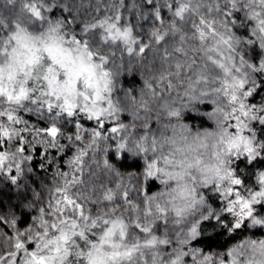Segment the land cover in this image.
Wrapping results in <instances>:
<instances>
[{
  "label": "clouds",
  "instance_id": "clouds-1",
  "mask_svg": "<svg viewBox=\"0 0 264 264\" xmlns=\"http://www.w3.org/2000/svg\"><path fill=\"white\" fill-rule=\"evenodd\" d=\"M220 2L222 3L223 0ZM14 3L16 0H4V7H11ZM196 3L197 0H192L193 5ZM239 4L243 6L239 8V12L246 18L244 23L252 21L250 32L254 40H248L235 33L234 27L243 25L228 23L223 16L211 17L215 21L218 35L209 38L207 47L212 49L211 54L218 56L227 69V71L213 74L215 75L214 83L210 82L207 85L201 83L190 90L185 84L179 96L152 98L148 85L152 84L153 80H159L163 73L170 70L167 64H162V71L151 73L144 81L148 90L146 106L151 112L156 110L163 112L171 134L166 138L156 140L155 144L156 158L164 169L158 179L159 190L143 198V208H140V201L135 203L142 212L151 208L153 214H156L158 208L165 209L167 216L179 229L171 237L167 235L164 238L157 237L156 246L158 247L146 249L141 246L138 248L137 254L146 264L148 253L153 255L152 264H226L225 257L231 258V264L233 260L235 264H264V238L234 241L223 250L222 255L211 254L210 260L202 258L209 253L196 243L203 234L219 228V223L210 222L217 221L218 217L224 215L223 208L218 209L209 203L205 190H215L216 185H220V191L227 190L231 180L229 172L237 174V161L247 158L244 151L245 143L241 137H249L253 123L256 122L252 120L253 109L249 107L251 105L248 102L249 97H245L243 89L234 85L237 79H244L247 86L251 81H255L257 73H262L252 71L249 67L252 63L248 59H245L244 64H240L236 58L242 55V50H246V45L254 43L264 51V47H260L264 44V0H239ZM66 5H69L68 2L59 4V0L54 3V7L64 8ZM77 20L78 18L75 21ZM8 22V17L0 19V23ZM11 23H20L22 30L14 39L11 38L10 30H0V89L3 90L0 92V108L14 112L15 115L21 111L46 107L48 101L53 104V111L60 115L64 114L63 106L66 101L79 113V109L83 108L86 103L85 93L89 97L97 98L96 107L111 100L118 110L112 97L118 90H121L123 77L132 76L137 71L142 74V67H146L139 55L129 56L125 46L117 49L115 46L102 45L89 40L88 47L85 49L82 43L77 44L75 41H83L87 37L81 29L77 32L66 23L63 16L57 15L50 19L45 17V20L39 24L35 19L25 21L23 17H18L11 20ZM171 23L174 21L170 20L157 28L161 34L166 33L163 43L169 44V53L174 54L171 45L178 42L180 35L187 36L189 33L186 22L180 25V31L175 33L169 27ZM133 36L139 39L134 33ZM150 50L153 53H159L161 46L153 41ZM89 52L92 53L91 58L88 56ZM100 55L106 57V62L100 61ZM207 55L209 53L206 48L201 56ZM121 57H127V62ZM261 61H264V57ZM104 73H107V76ZM44 77L47 79L45 80ZM86 81L89 82L87 88H85ZM185 90L189 92L187 96L184 95ZM40 91H44L46 95H39ZM202 91L206 94H202ZM9 95L12 96L11 100L8 99ZM233 95L237 97L235 102L231 100ZM133 100L138 110L141 111L145 104L139 100ZM87 103L89 107L93 106L92 101ZM206 103L211 104L213 110L200 112L197 105ZM241 104L248 110L249 115L246 118L241 116ZM256 107L260 109V106ZM169 110H174L179 114L169 116L167 114ZM186 111L203 114L202 116H206L212 127L198 128L194 131L190 124L184 122ZM255 114L259 119L260 111ZM234 115L241 117L239 130H237ZM249 138L254 144H264L258 136ZM102 145L104 146V142H101L100 146ZM129 153L134 154L135 150L129 149ZM258 158L264 159L262 153L257 152L256 158L252 161ZM103 159L102 162L100 161L102 167H104ZM166 160L171 162L166 163ZM261 175H264V167H256L252 174V184L247 188L252 191L264 188V184L260 182ZM124 179L127 181V176L124 175ZM103 185L104 187H100L97 195H91L90 191L88 194H79V198L92 203L102 201L101 193L107 184ZM162 188L166 190L162 191ZM95 204L96 210L91 211L86 203L85 214L96 220V227H102L104 220H108L113 230L108 233L103 242L101 239L99 243L93 242L98 245V249L92 250L91 264H114L112 259L114 250L110 245L112 243L126 244L125 240H121V232L123 231L125 236L131 227L122 219L126 215L127 206L121 204L113 210L112 207L105 209L102 202ZM254 214L257 218H264V212H261L258 206ZM233 219L234 217L230 222ZM113 221H116L115 225L112 224ZM79 224L81 230L91 233L93 228L89 221L79 220ZM245 225L253 232L257 229H264V225L253 224L250 219L245 222ZM193 227L197 229L195 234L192 233ZM114 232L119 238L115 242H113ZM160 240L168 241V243L160 244ZM162 246H167V253L160 254ZM192 257H195V260ZM83 260L84 264H89L87 256Z\"/></svg>",
  "mask_w": 264,
  "mask_h": 264
},
{
  "label": "snow or ice",
  "instance_id": "snow-or-ice-1",
  "mask_svg": "<svg viewBox=\"0 0 264 264\" xmlns=\"http://www.w3.org/2000/svg\"><path fill=\"white\" fill-rule=\"evenodd\" d=\"M146 3L155 7L154 0H146ZM54 7L53 4L46 3V0H24L22 4L21 11L23 12V18L25 21L30 20H40L44 21L45 16L43 15L46 11H51ZM123 0H119V3H110L107 8L104 9V15L97 17L94 12L101 8L99 0H97L96 9L93 10L91 15H88L87 18L81 21L82 23V33L87 37L85 40L75 41L77 44H83L85 49L88 47L89 40L95 41L98 44L107 45V46H116L124 45L125 50L129 56L136 54L141 56L146 49H150L152 42L155 41L156 44L161 46L163 55L160 59L164 64L169 66V71L163 73L159 81L164 82L168 81L166 84L167 89H173L176 87V83H185L187 89H193L195 85L204 83L205 85L210 82H215L214 73L218 74L220 71H227L225 65L220 61L218 56L212 55V49L207 47L210 37H216L218 35L217 27L215 25L214 19L211 17L214 16H223L228 23H234L230 18L234 13L239 12V8L243 6L239 4V0H223L221 3L220 0H197L195 5L192 4V0H163L162 7L168 9L171 13L172 21L169 27L173 32L180 31V25H183L185 22L188 26V35H180L178 42L171 45L173 53H179L183 57V60L178 56H174L169 53V44L163 43L165 40V34H161L157 27H153L150 32L147 33L148 40L142 42L140 39H135L133 36V26L125 20L122 23L123 18ZM255 7V5H253ZM201 8L204 9L201 12ZM67 12H77V16L73 17L75 21L78 18V9L72 8L70 5H66L63 8ZM125 11L127 9H124ZM144 8L139 6V14L141 18L147 19L148 16L144 15ZM150 17L154 21H159L160 25H164V21L161 20V12L159 9H156L154 12L150 13ZM7 29L12 33L11 38H15L21 29V24L16 23L12 24L10 21L8 23H0V30ZM195 42V43H194ZM6 46V45H5ZM264 47V44L260 45ZM209 55L201 56L204 53L205 49ZM195 52L200 54V59L197 61L195 56L190 57L189 53ZM89 58L92 57V53H88ZM100 61L106 62V57L103 55L99 56ZM122 59V57H121ZM236 59L239 60L240 64H244L245 56L241 55ZM235 63V61H234ZM249 67L252 71L264 73V61H261L258 65L251 64ZM50 71V70H49ZM238 72L239 69L237 68ZM107 76V73H104ZM169 77L174 78L175 82ZM46 80L47 77H44ZM227 83V82H225ZM89 86V82H85V88ZM234 86H238L240 89H243V95L245 97H251L255 92V81H251L247 86L244 79H237ZM148 88L151 93V97L155 98L158 96L164 97V94L160 92L159 89L153 87L152 84L148 85ZM188 90L184 91V95L189 94ZM3 90L0 89V92ZM23 93V90H21ZM129 93V92H128ZM202 94H206L203 93ZM39 95H46L44 91H40ZM178 92L176 96H179ZM168 97L172 96V93L169 91L167 94ZM136 96L133 95V99ZM8 99L11 100L12 96L9 95ZM237 97L235 95L231 96V100L235 102ZM85 106L79 109V113L84 114L89 120H93L97 123V129L92 130L88 134L87 143L84 142V137L80 135L81 131H84L82 127L77 129V132L74 136H65L61 129L56 126L55 122L51 124L48 128L34 129L36 135H43L46 138L47 145L55 146L59 140L67 139L68 141L75 144L80 142V145L77 147L76 154L72 160L73 171L82 172V165L84 164V158L88 157L90 153L93 154L92 158L94 159V154L96 151H103L108 156V153L114 150L115 154L119 156L124 154L127 158L129 149H135L136 152L143 155L145 158V164L143 171L139 176L130 175L127 177V181L124 179V175L119 173V170L111 165L108 159H103V166L107 170V173L111 176H115V180L110 187L104 188V191L101 193L102 201L93 203H103L108 207H112L115 210V207L123 204L127 206V209L133 213V216L138 220L141 213L138 211V206L131 200L130 192L135 189L136 191L143 190V184L147 180L159 179L161 173L164 172V169L160 166V161L157 158H153L148 155L149 151L155 152V137L151 138V149L147 146L148 136L142 135L140 143L134 144L133 147H128V138L125 134L124 124L119 121V117L116 115L117 109L113 106L111 100H108L105 106L96 107L97 98L89 97L85 93ZM88 101L93 102V106H88ZM145 106L141 109L144 113H150L151 110L146 106V100H142ZM36 103V101H34ZM43 103V102H41ZM166 106V105H165ZM253 109L252 120L258 122L260 125H264V105L260 106L258 109L255 105H249ZM46 108L49 112L56 114L53 111V104L48 101L46 102ZM240 108L242 109L241 116L246 118L249 113L245 109L244 105L241 104ZM260 111L259 119L256 116V112ZM63 112L67 116L71 117L77 114L74 106L69 105L67 101L63 106ZM235 113V109H233ZM169 116H177L179 113L174 110H169L167 113ZM150 119H146L144 122V128H151L152 126L149 123ZM234 121L236 123L237 130H239L241 124V117L234 115ZM22 123L21 120L14 112L5 111L0 108V143H12L16 139H22L21 132L27 131V127L24 129L17 128L16 125ZM110 125V135L104 136L103 132L105 130V125ZM247 127V125H245ZM257 131L252 130L249 133V137H256ZM249 137H241L245 143L244 151L246 153L247 159L252 161L256 158L257 152L264 153V144H254L253 140ZM260 140V139H259ZM264 141V140H260ZM101 142H104V147L101 149ZM87 145V146H86ZM23 147L17 146L14 149V152L10 153L9 151H4L0 149V171L7 168L11 171L12 166H15L17 173L21 171V161L24 159L20 154L23 153ZM171 161L166 160V163ZM168 174V173H164ZM231 177L230 185L226 191H220V185L215 186V190L221 194L227 200L225 205V210L230 214L234 219L228 222L224 227L228 230L240 229L245 222L249 219L253 224L264 225V218H257L254 214V210L257 206L264 205V188L257 189L252 191L248 189L244 181L239 178L238 174L229 172ZM81 181L75 176L72 177V184H79ZM135 182V183H134ZM261 184H264V175L260 176ZM69 181L66 180L62 189H57V193H61L60 197L56 200L54 205H50L51 215L55 217L51 219L45 218L44 209H40L39 222L36 225L41 231L35 233L32 232V228H27L25 231H20L16 229V220L14 218L9 219L7 217H0V225L7 223L13 227L15 234L6 241L9 251L7 255L0 253V264H52L54 260H63L65 257L71 255V248L77 249L75 256L77 258H84L87 256L89 258V264H91L92 250H97L98 245L92 244L91 250L85 253L81 250V246L77 243L73 237H79L82 240H87V235L84 230L80 229L79 220L89 221L92 228L96 227V220L91 219L85 214V208L82 203L78 202L82 200L79 198V193L75 196L69 194ZM236 186H245L246 193L237 190ZM100 187H104L103 184ZM131 190V191H130ZM146 198V197H145ZM67 210V214L65 211ZM160 218L159 226L161 228H167V213L165 209L158 208L157 210ZM142 215L147 218L152 215L151 208L143 211ZM207 219V217H205ZM227 220V217L220 216L217 218V222ZM36 223V222H35ZM110 222L104 220V224L108 225ZM113 225L116 224V221L112 222ZM158 226V225H157ZM87 227V225H85ZM135 232L133 233V238L130 243H112L110 246L113 248L112 259L114 264H146L144 260L140 257H134V254L137 253L139 247H155L157 245V236L151 234L153 232L152 224H141L136 222ZM49 228L57 231V235L54 240L45 241V236L48 234ZM113 229L111 227L105 229L104 235L100 237L103 242L107 237L108 233ZM197 232L196 227L192 228V233ZM43 233V234H41ZM136 233H141L145 235L143 245L140 244ZM149 234H151L149 236ZM121 240H124V233L121 232ZM160 244H167L168 241L160 240ZM32 245L30 249L28 246ZM42 244L44 247H48L49 244H54L55 247L49 249L48 255H41ZM19 258V259H18ZM203 259L210 260L211 254H208ZM195 260V257H192ZM232 264H235V261H232Z\"/></svg>",
  "mask_w": 264,
  "mask_h": 264
},
{
  "label": "trees",
  "instance_id": "trees-1",
  "mask_svg": "<svg viewBox=\"0 0 264 264\" xmlns=\"http://www.w3.org/2000/svg\"><path fill=\"white\" fill-rule=\"evenodd\" d=\"M68 4L74 8L78 9V20L74 21L73 17L77 16V12H67L63 8L57 6L53 7L51 11H46L43 15L47 18H53L57 15L63 16L66 23L72 26L77 32L82 28L81 21L91 15L93 10L96 9L97 0H59V4ZM101 8L95 10L94 14L99 18L104 15V9L109 6L110 3H119V0H99ZM24 0H16L11 7H4V0H0V19L8 17L9 21L16 19L18 17H23V12L21 11L22 4ZM46 3L53 4L56 0H46ZM155 7L146 3V0H123V20L133 26L134 35L138 36L139 39L144 42L148 40L147 33L152 30L153 27H159L160 22L154 21L150 17V13L159 9L161 12V20L164 24L172 19L171 13L167 8L162 7L163 0L158 3L154 0ZM139 6L144 8V15L149 18H141L139 14ZM19 9V10H18ZM124 9H127L126 11ZM204 9L201 8V12ZM235 24H241V27H234V31L238 36L244 37L248 40H254L250 32V27L252 26V21H247L245 24V17L241 12L234 13L230 18ZM37 23L42 21L36 20ZM79 38V37H78ZM117 49L124 47V45H116ZM246 50H242V55L245 56L251 63L258 65L261 62V58L264 57V51L259 48L258 44L246 45ZM163 55L162 50L159 53H153L150 49H146L141 58L143 59V64L146 67H142V74L137 71L132 76L125 75L122 80L121 90L117 91L116 95L112 97L113 103L118 106V111L116 115L119 117L118 122L124 124L125 134L128 138V147H133L134 144L140 143L141 136L146 135L149 137L147 146L151 149V138L159 137L161 132H170L168 122L164 119V114L161 110H156L150 113H144L139 111L133 100V95L136 96L135 100L148 99V90L146 87L147 77L151 73L160 72L163 70V61L160 57ZM174 56L183 57L179 53H174ZM189 56L193 55L191 52ZM197 61L200 59V54L194 53ZM122 59L127 62V57H122ZM169 79H172L169 77ZM255 92L251 97H249L248 102L255 106H261L264 104V73H257L255 75ZM168 81L160 82L159 80H153L152 85L154 88L159 89L160 92L167 96L168 92L172 93V96H176L178 91L173 89H167L166 84ZM130 94H129V93ZM181 93V91L179 92ZM159 96V93H158ZM163 98V97H162ZM103 104L102 106H105ZM200 112H210L213 110L211 104L197 105ZM3 109V108H2ZM206 114V113H205ZM201 113H196L192 111H186L184 115V122L192 126L193 130L198 128L202 129L204 127L211 128L212 124L208 122L206 116H202ZM22 123L17 124L16 127L24 129L27 127V131L21 132L22 139H16L12 143H0V149L4 151L14 152V149L19 146L23 147L24 151L20 155L24 158L21 161V171L16 172L15 166H12L11 171L7 168L0 171V217H7L9 219L14 218L16 220V229L20 231H25L27 228H32V230L37 227L39 222L40 209H44L45 218L54 219L51 215L50 205H53L56 200L60 197L61 193H57V189H62L65 181H69V194L75 196V194H88L91 191V195L95 196L100 191V185L106 183L107 187H110L115 180V176H111L107 173V170L101 166L102 158L108 159L109 163L113 165L125 176L136 175L139 176L141 171H143L145 158L142 154L135 151L134 154H127L125 158L124 154L117 156L114 150L108 153L105 157L103 151H96L94 159L93 154L90 153L88 157L84 158V164L82 165V172H74L72 160L76 154L77 147L80 145L78 142L73 144L67 139H61L55 146L47 145L46 138L43 135H36L34 129L48 128L53 122L58 126L65 136H74L79 127H82L84 131L80 132L88 136V134L97 129V123L93 120H89L84 114L77 113L74 116H67L66 113L60 115L59 113H52L47 110L46 107L41 106L39 109L28 111H21L18 115ZM146 119H150L149 123L151 128H144V122ZM110 125H105V130L103 132L104 136L110 135ZM254 130L257 131L258 139L264 140V125H260L258 122L253 123ZM103 145L101 149H103ZM135 150V149H134ZM138 154V156H135ZM134 155V156H133ZM149 156H154L156 158V152L148 153ZM262 158H264V153H262ZM101 161V162H100ZM256 167H264V159L258 158L256 161H249L247 158H242L236 163V171L239 178L244 181L245 186L252 184V174H254V169ZM75 176L81 182L79 184H72L71 179ZM135 183V182H134ZM245 186H237L241 192L246 193ZM160 185L158 179L147 180L143 184L142 191H136L133 189L130 192V199L134 202L140 201V208L144 207L143 198L148 195L153 194L155 191L159 190ZM166 188H162L164 191ZM205 195L214 207L223 208L224 216L227 220L219 223V228H215L202 235L201 239L196 243L203 248L207 253L216 252L223 253V250L228 247V245L234 241L241 239L250 238H261L264 236L262 229H257L256 231H251L247 229V225L240 229L228 230L224 227L231 219L232 216L228 214L225 210V200L221 197V194L214 189H206ZM83 204L87 203L88 208L91 211L96 210V204L91 201H78ZM105 209L108 206L103 205ZM259 210H264V205L258 206ZM67 212V210H64ZM126 215L122 217L123 221L129 224L130 231L126 232L124 240L126 243H130L133 238V233L135 232V223L144 218L143 215L139 216L137 220L131 211L125 210ZM140 213H143L138 209ZM150 219V224L153 225V231L151 234H155L157 237L164 238L166 235L171 237L175 231L179 229L173 224L172 220L167 216L168 225L167 228H161L159 226L160 218L158 212L153 214ZM36 222V223H35ZM209 223V222H205ZM210 223L217 224V221H211ZM158 225V226H157ZM110 225L103 224L102 227H95L92 229L91 233H87V240H82L78 236L73 237V239L80 244L81 250L87 253L91 249L93 242L99 243L100 237L104 234L105 229L109 228ZM12 226L7 223L0 225V252L9 251L6 241L10 239L11 236L15 234V230ZM38 230V229H37ZM40 230V229H39ZM41 231V230H40ZM35 231H33L34 233ZM43 234V233H41ZM149 234V236L151 235ZM59 235V233L51 228H49L48 234L45 236V241L54 240V238ZM141 245L146 238L144 234L136 233ZM119 238L113 235V242L117 241ZM107 246V245H105ZM30 249L33 247L31 244L28 246ZM54 244H49L48 247H44L42 244L41 255H48L49 249L54 248ZM158 247V246H155ZM146 249H153L154 247H145ZM77 249L71 248V255L65 257L63 260H54L52 264H84L83 258H77L75 252ZM167 246L160 247V254L167 253ZM140 257L137 253L134 257ZM141 258V257H140ZM19 259V258H18ZM165 259L167 256L165 255ZM153 255L151 253L147 254V264H152ZM135 264V260H133Z\"/></svg>",
  "mask_w": 264,
  "mask_h": 264
},
{
  "label": "rangeland",
  "instance_id": "rangeland-1",
  "mask_svg": "<svg viewBox=\"0 0 264 264\" xmlns=\"http://www.w3.org/2000/svg\"><path fill=\"white\" fill-rule=\"evenodd\" d=\"M158 1V3L160 2V1H162V0H157ZM195 43V42H194ZM194 53L195 52H191V54L194 56ZM172 78V77H171ZM172 80H173V82L174 83H176L175 82V80H174V78H172ZM184 88H185V83H176V87H174L173 88V90H176V91H178V92H182L183 90H184ZM233 123H234V121H233ZM171 133L170 132H161V133H159V137H157V140L158 139H161V138H166L167 136H169ZM82 136L84 137V142L85 143H87V141H88V136L87 135H85L84 133L82 134ZM156 139V138H155ZM79 144H80V142H78ZM151 157H153L154 158V156H151ZM170 186V185H169ZM237 187V186H236ZM166 190V189H165ZM237 190H240L238 187H237ZM222 197V196H221ZM224 200H225V202L227 203V200L224 198V197H222ZM225 203V204H226ZM55 204V203H54ZM53 204V205H54ZM261 212H264V210H261ZM67 212L65 211V214H66ZM141 215H142V213H141ZM149 217H151V216H149ZM149 217H147V218H140V220L138 221L139 223H141V224H150V219H149ZM38 229V230H37ZM263 230V232H264V229H262ZM33 231H35V232H37V231H40L39 230V228L38 227H35L33 230H32V232ZM34 232V233H35ZM154 232V231H153ZM261 238H264V236H262ZM0 253H2V254H4V255H7V251L5 252V251H1ZM209 254H217L216 252H210ZM223 253H221V255H222ZM225 260H226V264H231V258L230 257H225Z\"/></svg>",
  "mask_w": 264,
  "mask_h": 264
}]
</instances>
